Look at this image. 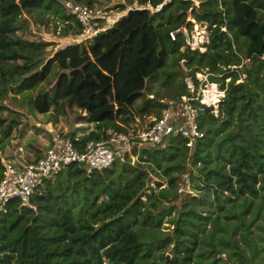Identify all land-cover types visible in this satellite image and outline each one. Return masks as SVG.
<instances>
[{
	"label": "trees",
	"instance_id": "obj_1",
	"mask_svg": "<svg viewBox=\"0 0 264 264\" xmlns=\"http://www.w3.org/2000/svg\"><path fill=\"white\" fill-rule=\"evenodd\" d=\"M64 1L0 0V179L20 124L11 105L48 114L66 102L84 112L77 122L94 128L63 135L81 150L125 133L150 106L156 119L179 112L185 96L201 135L190 147L181 133L138 145L136 124L129 149L109 168L73 161L41 179L27 204L9 199L0 210V264H229L203 230L264 209V0H117L110 8L126 12L106 30L47 50L55 42L31 39L32 27L82 34ZM147 2L162 8L134 6ZM196 23L208 32L204 51L184 37ZM208 83L224 93L217 114L196 95ZM180 184L189 187L178 205Z\"/></svg>",
	"mask_w": 264,
	"mask_h": 264
},
{
	"label": "rangeland",
	"instance_id": "obj_2",
	"mask_svg": "<svg viewBox=\"0 0 264 264\" xmlns=\"http://www.w3.org/2000/svg\"><path fill=\"white\" fill-rule=\"evenodd\" d=\"M116 1L117 0H109L107 5L111 7L116 3ZM207 33V29L204 25L198 23L194 24L193 29L188 34L190 47L193 49L199 48L201 51H204L205 48H203L202 45L208 39ZM30 38L36 40L46 39L54 41L56 45H49L47 50L55 49L68 43L85 40L81 39V37L72 36L62 38L46 34L42 30L33 27ZM180 64L183 69L186 70L183 61H181ZM198 77H201L200 79H202V75H198ZM188 78L189 77H186L184 81L187 83V86L190 87L191 82ZM51 83L52 82L48 84ZM48 84H42L40 89L47 88ZM212 85L215 84L208 83L205 87L203 86V89L199 88L196 91V95L200 96V99L202 100L200 101L201 103L212 105L213 112L217 114L219 99L224 95V93L215 85L214 88L217 93L212 94L209 92ZM38 91L39 90L33 91L32 95H35ZM161 94L163 96L165 95L164 90L161 91ZM17 97H19V95H17ZM150 97H152V95H150ZM162 101L167 102L169 100L163 97ZM11 107L14 111L20 113V116L15 117L20 120V124L12 132V136L6 145V150L3 152L4 163L9 161L17 164V160L24 159L25 161L28 157H34L36 154V144H39L40 147H47L52 142V139H64L63 135L68 131L75 130L80 133L87 132L94 128L92 123L77 122L76 114L84 112L68 105L66 102L60 103L58 110H51L48 114L31 112L24 105H11ZM156 111V107L150 106L149 109L142 114L136 115L135 112V122L125 126V134H127L128 137L126 149H129L131 139L135 138V135L133 134V127L137 124L141 131H144V128L148 127L149 123L154 121L156 118ZM3 116L7 117L6 112L3 113ZM48 132L49 134H47ZM147 139L148 138H143V141H139L138 145L143 143L144 145L149 144L151 146L152 143L147 142ZM39 151L40 153L42 152V150ZM24 161L19 162L21 164H25L23 163ZM25 162L26 164H29L28 160ZM131 163L136 165V158H132ZM163 185L167 186V183L164 182ZM188 187L189 185H187V188ZM181 193L182 192L178 190V198L176 200L178 205L181 201ZM180 211L181 210L179 209L178 215H180ZM203 234L218 254L229 264H264V209L258 215L256 213H247L243 221H224L223 218H221L217 225H210L208 230H203ZM165 254H167V252Z\"/></svg>",
	"mask_w": 264,
	"mask_h": 264
},
{
	"label": "built area",
	"instance_id": "obj_3",
	"mask_svg": "<svg viewBox=\"0 0 264 264\" xmlns=\"http://www.w3.org/2000/svg\"><path fill=\"white\" fill-rule=\"evenodd\" d=\"M165 1L169 0H163V2ZM163 2L154 7L149 2L145 6L138 4L134 6L148 7L154 11H159ZM64 7L67 13L74 15L82 26L81 39L92 38L100 31L106 30L126 12V10L111 9L110 6L91 8L73 0H65ZM184 37L189 43L187 32H185ZM200 101L202 100L200 99ZM184 102H186V97L182 96V101L178 106L179 112L166 109L159 118L154 119L151 128L139 131L137 137L141 139V142L143 138H148L149 141L147 142L151 143V141L166 134L181 133L188 140L187 146H192L201 133L193 122V113H190V108ZM180 114L187 115L186 121L182 125L177 123ZM126 144H128L127 134L112 131L108 139L89 141L81 150L74 147L70 139L64 138L53 140L42 155L32 163L16 164L6 161L0 179V210L11 198L19 200L22 204H27L34 187L41 179L52 176L70 162L75 161L87 170L109 168L116 158L121 157L124 150H128ZM186 188L184 184L179 185L181 192Z\"/></svg>",
	"mask_w": 264,
	"mask_h": 264
},
{
	"label": "crops",
	"instance_id": "obj_4",
	"mask_svg": "<svg viewBox=\"0 0 264 264\" xmlns=\"http://www.w3.org/2000/svg\"><path fill=\"white\" fill-rule=\"evenodd\" d=\"M37 148H40L41 150H42V152L40 153V151L39 150H37ZM19 149H20V147H19ZM46 149V147H40L39 146V144L37 145L36 144V154H35V156L34 157H28V159H26L25 161H29V163H32L33 161H35L37 158H39L41 155H42V153H43V151ZM29 155V154H28ZM19 161H24V159H22V160H17V162H18V164H21ZM23 162V163H25L26 164V162Z\"/></svg>",
	"mask_w": 264,
	"mask_h": 264
},
{
	"label": "bare ground",
	"instance_id": "obj_5",
	"mask_svg": "<svg viewBox=\"0 0 264 264\" xmlns=\"http://www.w3.org/2000/svg\"><path fill=\"white\" fill-rule=\"evenodd\" d=\"M214 86L215 85H212V87H210L211 89H210V91L209 92H211L212 94L214 93V94H216L217 92H216V90H215V88H214ZM211 95V94H210ZM209 96V95H208ZM216 96V95H215ZM207 97V96H206ZM217 97V96H216ZM208 98V97H207ZM206 98V99H207ZM213 98V97H212ZM208 100H209V98H208ZM207 101V100H206Z\"/></svg>",
	"mask_w": 264,
	"mask_h": 264
},
{
	"label": "water",
	"instance_id": "obj_6",
	"mask_svg": "<svg viewBox=\"0 0 264 264\" xmlns=\"http://www.w3.org/2000/svg\"><path fill=\"white\" fill-rule=\"evenodd\" d=\"M62 72L65 73V74H69V73H70V70L65 69V70H63ZM167 257H168V256H167Z\"/></svg>",
	"mask_w": 264,
	"mask_h": 264
}]
</instances>
